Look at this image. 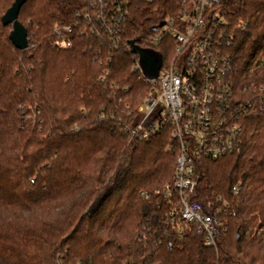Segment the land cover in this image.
<instances>
[{"label": "trees", "instance_id": "16d2710c", "mask_svg": "<svg viewBox=\"0 0 264 264\" xmlns=\"http://www.w3.org/2000/svg\"><path fill=\"white\" fill-rule=\"evenodd\" d=\"M92 1L26 0L20 51L1 22L14 0H0V264H264V100L242 115L238 151L196 163L194 200L221 211L216 248L194 230L173 236L161 190L175 155L166 132L127 142L123 127L138 121L150 86L132 72L134 51H113L80 25ZM166 3L130 0L127 41L144 43ZM219 10L235 104L264 96V0H224ZM63 24L77 26L69 49L54 46L52 28Z\"/></svg>", "mask_w": 264, "mask_h": 264}, {"label": "built area", "instance_id": "2783aa9c", "mask_svg": "<svg viewBox=\"0 0 264 264\" xmlns=\"http://www.w3.org/2000/svg\"><path fill=\"white\" fill-rule=\"evenodd\" d=\"M139 1L146 4L167 1L168 12L151 27L142 44L127 41L123 35L130 0L92 1L83 9L80 25L83 24L91 34L105 36L113 51L121 48L137 50L133 53L135 63L132 72H137L150 86V94L137 109L138 121L123 127L127 142H149L166 132L169 143L165 150L174 153L175 163L171 184L161 190L171 210L165 225L177 238L194 230L202 235L206 247L216 248L221 211H211L210 203L203 207L194 200L198 185L196 163L221 159L240 149V119L254 108L255 100H264L262 88L257 96L255 94L235 104L229 81L233 65L226 52L232 36L227 33V23L219 10L224 0H176V6L171 0ZM157 10L158 5L154 12ZM80 25L77 23L81 34L84 27ZM76 27L55 25L52 28L54 46L71 48ZM240 28L244 29V26ZM162 41L170 50L167 57L158 49ZM138 51L160 55L161 67L156 78L144 76ZM110 62L111 53L107 59V63ZM107 73L105 71L104 74ZM232 191L237 194L238 188L233 187ZM168 248H171L170 244Z\"/></svg>", "mask_w": 264, "mask_h": 264}, {"label": "water", "instance_id": "95a60500", "mask_svg": "<svg viewBox=\"0 0 264 264\" xmlns=\"http://www.w3.org/2000/svg\"><path fill=\"white\" fill-rule=\"evenodd\" d=\"M25 2L26 0H14L12 5L1 17V22L4 26H12L9 40L12 45L20 51H24L28 47L26 29L17 20L18 12ZM133 51L136 52L137 50L134 49ZM138 53L139 65L144 76L148 79L156 78L161 67L160 55L151 51H138Z\"/></svg>", "mask_w": 264, "mask_h": 264}, {"label": "rangeland", "instance_id": "374dc122", "mask_svg": "<svg viewBox=\"0 0 264 264\" xmlns=\"http://www.w3.org/2000/svg\"><path fill=\"white\" fill-rule=\"evenodd\" d=\"M160 51L164 57H167L169 55L170 50L166 42L163 43V46L160 47Z\"/></svg>", "mask_w": 264, "mask_h": 264}]
</instances>
